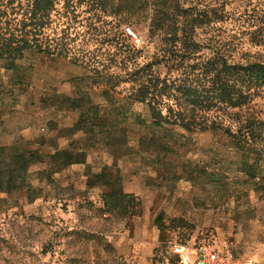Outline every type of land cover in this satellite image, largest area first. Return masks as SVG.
<instances>
[{
  "label": "rangeland",
  "instance_id": "374dc122",
  "mask_svg": "<svg viewBox=\"0 0 264 264\" xmlns=\"http://www.w3.org/2000/svg\"><path fill=\"white\" fill-rule=\"evenodd\" d=\"M187 1L203 22L192 33L201 59L264 63V0ZM90 15L79 19L86 23ZM94 23L87 37L95 55L122 50L124 42L139 51L140 61L164 51L150 37L148 21L119 28L115 21ZM32 64L29 83L14 84L0 61V144L6 148L0 168L15 167L19 152L41 160L30 165L26 181L0 191V264H169L174 242L218 249L228 243L237 256L264 264V155L238 149L225 132L229 120L207 130L157 126L146 105L125 101L128 84L110 91L109 103L102 96L107 87L91 69L38 55H27L21 66ZM81 96L82 107L74 109ZM236 111L264 121V89ZM186 115L204 118L197 108ZM64 149L84 153V162L61 167L54 154ZM111 190L134 195L141 214L103 212L102 196ZM72 230L102 236L110 246L99 238L84 242Z\"/></svg>",
  "mask_w": 264,
  "mask_h": 264
},
{
  "label": "trees",
  "instance_id": "16d2710c",
  "mask_svg": "<svg viewBox=\"0 0 264 264\" xmlns=\"http://www.w3.org/2000/svg\"><path fill=\"white\" fill-rule=\"evenodd\" d=\"M61 2L63 5L59 8ZM82 6L86 9L81 12ZM194 9L195 5L187 0H0V61L14 84H25L30 81L28 70L33 68V64L21 66L27 55L68 58L91 69L103 81L107 88L102 90V96L109 103L114 101L110 91L128 84L125 101L146 105L157 126L168 124L188 131L207 130L221 127V122L229 120L225 132L234 145L240 150L264 155V121L251 116L239 118V111L233 112L250 105L264 89V63L244 65L218 57L201 59L192 33L196 22H203L194 14ZM82 13L91 14L86 23L85 18L79 19ZM93 21H115L118 28L122 24L135 27L148 21L150 37L164 51L140 61L139 51L124 42L122 50L105 57L95 55L88 49L91 39L87 37L96 28ZM180 43L186 46L185 52H181ZM162 64L168 66L166 73L161 71ZM83 99L81 96L72 101L74 109L82 107ZM194 108L204 115L200 122L187 118V112ZM90 110L95 116L100 113L97 104H92ZM82 122L80 119L77 125L82 127ZM5 149L0 144V150ZM54 157L63 161L61 167H68L83 163L85 154H72L64 149L57 150ZM14 159L18 163L15 167L0 168V191L9 184L15 185L17 179L26 181L30 165L41 161L33 152H19ZM102 200L101 210L110 215L127 218L142 212L140 200L131 194L111 190L103 194ZM72 234L80 235L84 242L93 238L104 240L86 230H72ZM103 243L110 246L108 242ZM159 251L161 247L155 250L153 262ZM75 260L71 258L70 262ZM169 264H179L173 250Z\"/></svg>",
  "mask_w": 264,
  "mask_h": 264
},
{
  "label": "built area",
  "instance_id": "2783aa9c",
  "mask_svg": "<svg viewBox=\"0 0 264 264\" xmlns=\"http://www.w3.org/2000/svg\"><path fill=\"white\" fill-rule=\"evenodd\" d=\"M127 31L135 36L130 28H127ZM172 250L178 256L179 264H254L250 257L237 256L228 243H224L218 249L207 243L191 246L187 243L174 242Z\"/></svg>",
  "mask_w": 264,
  "mask_h": 264
}]
</instances>
